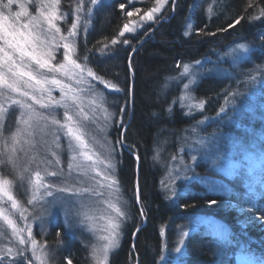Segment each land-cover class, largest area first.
<instances>
[{"label":"trees","instance_id":"trees-1","mask_svg":"<svg viewBox=\"0 0 264 264\" xmlns=\"http://www.w3.org/2000/svg\"><path fill=\"white\" fill-rule=\"evenodd\" d=\"M75 2L61 0V12L68 13L67 22L74 19ZM121 3L125 8L115 4L103 24L97 19L90 31L83 26L76 41L79 63L119 88L117 91L92 79V90L113 97L116 106L107 108L110 119L92 123L87 130L97 144L104 142L114 149L126 212L122 244L110 264H162L166 251L170 257L176 254L180 232L193 231L192 225L201 215L219 218L223 227L191 231L177 264H239L242 258L258 262L264 258V220L260 219L264 217V198L254 196L249 185L259 190L264 184V171L250 175L243 169L229 178L210 169L200 156L201 141L211 139L217 131L213 121L205 123L212 118L211 102H223V107V99L228 101L245 81L236 82L237 91L229 92L216 84L214 77H204L195 88V96L207 106L202 111H187L179 101L182 81L174 79L180 65L204 59L216 61L228 48L242 43L252 48L251 58L259 63L258 58L264 57V17H249L257 14V6L264 7V0H217L209 16L203 14V0H177L175 4L173 0L162 16L165 21L160 23L161 18L145 31L124 37L119 36L123 25L153 7L155 0ZM89 7L93 9L89 0H84L82 21ZM136 8L140 9L138 14L126 16ZM240 17L243 19L235 24ZM186 31L190 34L185 35ZM113 39L118 41L115 45ZM85 55L87 60L83 59ZM234 72L237 76L245 73ZM260 89L264 93V84ZM240 121L242 127L229 128L232 136L243 144L255 140L259 148L264 146V122L252 116L241 117ZM258 132L259 138L253 134ZM157 154L158 159L154 158ZM172 174H176L174 181H170ZM208 178L225 187L207 188ZM169 185L175 189L174 195ZM67 241L62 257L80 264L78 243ZM27 255L33 259L30 251Z\"/></svg>","mask_w":264,"mask_h":264},{"label":"snow or ice","instance_id":"snow-or-ice-1","mask_svg":"<svg viewBox=\"0 0 264 264\" xmlns=\"http://www.w3.org/2000/svg\"><path fill=\"white\" fill-rule=\"evenodd\" d=\"M18 0H0V166H10L13 171L16 172L17 178L23 182L25 179L28 181V185L31 190V198L27 200L28 204H34L39 201L46 200L51 197V200L46 202L50 207H55L58 204L64 210L65 225L68 228L73 226V222L76 217H81L78 221L80 224L85 222L90 223V230L95 229V217L91 214L92 208L90 202L93 197L103 195L100 192L96 184L99 181L95 180V177H89V168L97 175L101 173L95 167L87 165L86 161H92L93 165L98 163H105L107 168L115 170V163L109 160H102L99 153L95 152L92 145L85 139L86 132L81 124V120L89 119L88 113L84 111L82 92L86 91L83 88H74L71 83H66L64 79H58L55 75L51 77L49 74L58 73L61 77L67 78L70 81H75L76 84L87 83L84 77V73H87V77H92L98 80L106 87H110L119 91L117 85L112 84L110 81H105L103 77L98 76L91 68L86 65H82L78 62V59H74L76 54V40L75 37L78 34V26L81 23L80 13L83 11L84 0H76L74 6V21L67 30V35L62 34L61 28L57 25V21H66L68 13L60 11L61 0H24L19 3V10L14 11V5ZM90 5L95 6L101 3V0H89ZM28 4L35 6V13L30 12ZM168 4V0H155L153 7L148 9L142 16L140 21H155L158 13H160L165 5ZM251 6V4L249 5ZM121 9L125 8V4L119 5ZM174 7V5H173ZM257 14L250 16L249 19H260L264 17V7L257 6ZM92 9L89 7L88 14L91 15ZM135 13H139L140 9L136 8L134 11L126 12V16L132 17ZM208 12L212 13V8L209 6ZM26 17L27 21L23 22L22 18ZM238 18L235 24L240 23ZM87 24V21H84ZM132 27L129 23L123 25V30L119 32V36L123 37L125 32H135L136 28L142 27V24L138 21H131ZM234 26V25H230ZM188 29H191L189 24ZM190 31H186L185 35H189ZM71 38V39H69ZM63 41L62 47V62L52 64L54 59L52 45L54 42L57 44ZM118 41L113 39L111 43L115 45ZM123 43L128 44V40H124ZM108 45H104L107 48ZM238 49L248 51V46L240 44ZM103 52V49L100 50ZM87 60V56L83 57ZM35 65V67H34ZM46 70V71H45ZM257 70L261 69L257 66ZM183 75L189 76L188 83L184 84L185 95L182 96L181 102H187L189 109L203 108L204 101H196L195 98L188 91L189 85L195 83V74L191 72L190 65L183 66ZM257 77L255 75L250 77V81L255 83ZM58 87L60 90V97L56 99L52 96V87ZM235 95V94H234ZM91 104H96V100H91ZM40 109H46L47 112L38 111L36 106ZM15 106L19 115L16 120L15 130L12 131L7 137L4 135L5 120L8 116L9 109ZM63 109L62 120L57 118L56 109ZM75 110V116L72 111ZM224 108H221V112ZM106 118L111 117L106 112ZM52 128V136L54 137L53 143L57 149L60 148V136L57 135V131H61L62 134L68 138V149L72 153L70 162L68 163V173L65 174L62 168H60V157L55 151L51 152V155L55 157V163L58 168L57 171H48L45 169V173L48 176L58 177L61 179L60 183H46L44 176L41 175L39 170L32 172L28 177H25V172L29 171V166L26 165L23 170H19L17 163L18 152L23 151L25 155L31 151L34 146L33 137L37 131L42 136L47 132L49 128ZM264 140V137H262ZM203 143V142H201ZM25 145L29 146L27 150ZM207 146V145H205ZM216 146L213 144L212 148ZM212 150L211 148L209 149ZM114 151L109 147V156ZM259 152V158L261 160V168L264 169V146L257 149L255 144L249 148H245L244 158L237 164L233 165L241 169H246L248 173L252 172V168L246 163L251 159V156L255 152ZM158 159V154L156 157ZM36 154L33 153L29 157V165L36 161ZM195 161L196 157H192ZM224 159V153L216 150V161ZM50 164L51 161H48ZM232 163L231 161L229 162ZM73 171L80 173L84 177H88L93 184L91 186H84L85 181L76 178V182L70 183ZM104 179L108 181L106 185L110 189L119 191V181L115 176L104 175ZM79 184V186H77ZM14 181L8 179L2 173H0V201L5 198L11 202V207L16 209L22 218L27 219L24 215L28 209L23 207L20 201H18L13 195ZM103 186V185H101ZM250 190L254 196L264 198V184L257 190L249 185ZM172 194H175V189L169 185ZM44 190L41 194V190ZM139 190L137 187V199H139ZM106 203H108L106 201ZM210 203H215L211 201ZM79 205V208H75V205ZM108 207L111 208L115 216L107 217V224L105 231L107 235L101 237L106 243L96 246H91L90 257L92 264H108L109 256L112 251L119 248L122 219L126 218V213L115 203H108ZM48 212L49 209H43ZM143 213V209H141ZM260 219L264 220V217ZM0 221L11 230V235L15 237L16 244L20 246L29 245L28 247L8 246L7 244H0V264H49V257L52 255L47 250V242L44 244L39 243L32 235L30 225H25L24 228H19L16 222L7 214L5 210L0 207ZM138 231V229H137ZM27 233V239L22 234ZM3 232L0 231V237H3ZM59 235V233H58ZM187 236L188 233H183ZM183 244V240L180 241ZM31 252V259L28 252ZM176 252H180L181 249L177 247ZM163 259V257H161ZM67 264H72L70 259L67 260ZM258 264H264V258L258 261Z\"/></svg>","mask_w":264,"mask_h":264},{"label":"rangeland","instance_id":"rangeland-1","mask_svg":"<svg viewBox=\"0 0 264 264\" xmlns=\"http://www.w3.org/2000/svg\"><path fill=\"white\" fill-rule=\"evenodd\" d=\"M122 0H101V3H98L97 5L93 6L91 15L87 14L85 19L82 21L78 26V34L75 37V40L77 41V37L79 35L80 29L84 26V30L90 31L95 25L96 20H99L98 24H103L108 16L111 13L112 8L115 4H121ZM129 3H134L136 0H128ZM173 0H168V4L165 5L164 9L156 14L157 19L155 21H147L143 22L140 21V16H142L144 13L134 17L131 21H138L142 24V27L136 28L135 32H125L124 36L129 35H136L139 32L145 31L150 25L155 24L159 19L162 18L164 12L166 9L170 6L171 2ZM217 0H203L202 4V11L203 14H207L205 16H209L208 8L211 6L213 9L214 3ZM24 2V0H18V2L14 5V11L19 10V3ZM30 12L35 13L36 9L33 4L27 5ZM61 11V9H60ZM130 11V10H129ZM68 18L66 21L59 20L57 21V25L61 28L62 34L67 35V30L70 27V25L75 22L74 19L71 21H68ZM87 21V24L84 23V21ZM23 22L27 21L26 17L22 18ZM131 21L129 22V26L132 27ZM67 22V23H66ZM123 36V37H124ZM71 39V38H69ZM64 42L60 41L58 44L56 42L52 45V51L54 59H52V64H57L58 62H62V52L64 51L62 44ZM243 44V43H242ZM247 45V44H245ZM238 45L232 46L228 48L224 53L220 54L217 57L216 61L204 59L198 62L194 63H185L180 65L179 67V73L177 75V78L174 80H180L182 81V91L180 94V98L185 95V89L184 84L188 83L189 76L183 75V66L184 65H190L191 66V72L195 74V83L189 85L188 91L191 93V95L195 98V100L198 102V100L195 96V88L198 85V83L206 76L214 77V81L216 84L221 85L222 88L226 89L224 91H237L238 87L236 85V82L245 81L244 86L240 87L237 92L231 93L228 98L229 100L226 101L223 99L224 104L223 107H221L222 103H218L216 101H212L209 106V111L212 113V118L205 121L206 124L209 122H212L216 124L217 131L213 133L211 136V139H203L201 142L200 147V156H202L203 159L209 164L210 169L214 170L216 173L221 174L223 176H227L229 178L234 177L240 170H243L239 167H235L233 165L237 164L244 158V152L243 150L245 148H249L251 145L255 143L257 146V149H260L258 145L256 144L255 140L254 143H252L253 140H249L248 143L243 144L241 140L237 138V136H232L233 134L229 130L232 126H239L242 127L240 118H247L248 116H252L254 118L259 119L260 121L264 122V93H262L260 89V85L264 84V70H257V66H260L261 69H264V57H259V63L255 60H252L251 58V52L252 48L248 46V51H244L243 49H238L237 51H233V49H237ZM74 59H77L76 54L73 57ZM79 62V61H78ZM254 63V64H253ZM228 66V67H227ZM35 67V65H34ZM227 67V68H226ZM244 70V76H237L234 71H242ZM46 71V70H45ZM52 75H55L58 79H64L66 83H71L74 88H83L86 89V91L82 92L81 95L84 97L83 99V107L84 111L88 113L89 119L87 120H81V124L85 129L86 136L85 139L88 140V142L92 145L95 152L99 153L100 158L102 160H109L113 163H115V170L107 168L105 163H98L93 165L92 161H86L85 163L87 165H90L92 167H95L99 170L101 173L100 175H97L95 172L91 171V167L89 168V177L94 176L96 181H99L98 184H96L97 189L103 193L101 196L93 197L90 206L92 208L91 214L95 217V229L90 230V223L85 222L83 224H80L78 221L81 219V217H76L73 226L71 228L66 227L65 225V216H64V210L63 208L58 204L55 207H50V205L46 202L47 200H51V197L46 198V200L36 202L34 204H28L27 200L31 198V190L30 186L28 185L27 179H25L23 182H21L17 176L16 172L11 169L10 166H0V173H2L4 176H6L8 179H11L14 181L13 185V195L15 198L21 202L23 207L27 208L28 211L24 214L27 219H24L21 217L20 213L11 207V202L7 201L5 198L4 200L0 201V207H2L5 210V214L9 215L17 224L19 228H24V226L30 225L32 230V235L35 237V239L41 243L44 244L47 242V250L52 254L49 257V264H67V260L69 258H63V247H65L66 240L72 242L74 239L78 243V247L81 251L80 256V264H92L91 257H90V251L91 246L96 245L100 246L106 241L102 240L101 237L104 235H107V232L105 231V226L107 224V217L109 216H115L114 211L108 207V203H115L117 206H119L123 211V198L121 195V186L118 184L119 191H115L114 189L108 188L106 185L108 184V181L104 179V175H112L117 178V172H116V161L113 156V152L111 153V156H109V145L102 142V143H96L93 141L89 134H88V127L92 123L101 124L106 118V112L107 108L110 110L111 107L116 106V101L113 99V97H110L107 94L104 93H98L94 92L92 90V77H87V73H84V77L87 80V83L82 84H76L75 81H70L67 78L61 77L58 73L49 74L51 77ZM255 75L257 77L255 83H252L250 81V77ZM232 85V86H231ZM231 86V87H230ZM52 87V96L56 99H59L60 97V90L58 87L55 86H49ZM235 94V95H234ZM179 98L180 105L185 108L187 111H202L206 108L207 104L204 102L203 108H192L189 109L187 106V102H181V99ZM91 100H96V104H91ZM38 111L47 112L46 109H40L37 105ZM221 108H224V111L221 112ZM72 111V114L75 116V110ZM249 114H246V113ZM57 118L62 120V114L63 109L57 108L56 109ZM108 114V113H107ZM19 111L18 109L13 106L9 109L8 116L5 120V128H4V135L7 137L12 131L15 130L16 127V120L18 118ZM109 115V114H108ZM110 116V115H109ZM53 129L50 127L45 134H42L37 131L34 137L32 138L34 141V146L31 148V151L28 152V155L26 156L23 151L18 152V159L17 163L19 165V170H23L26 165L29 166V171L25 172V177H28L32 172L39 170L41 172V175L44 176V181L46 183H60L61 179L58 177H52L48 176L45 173V169L48 171H57L58 168L55 163V157L51 155V152L55 151L57 155L60 157V168L63 169L65 174L68 173V163L70 162V157L72 153L68 149V138L65 137L61 131H57V135L60 136V148L57 149L55 147V144L53 143L54 137L52 136ZM256 136H258L260 133H253ZM98 142V141H97ZM215 145V148H212V145ZM207 145V146H205ZM29 146L25 145V149L27 150ZM112 148V147H111ZM212 149L211 151L209 149ZM221 151L224 153V159L216 161V150ZM36 154V161L32 162L29 165V157L32 156V154ZM48 161H51L49 164ZM232 162L231 164L229 162ZM251 168L252 172L249 173L250 175L258 174L264 171V169L261 168V160L259 158V152H255L252 154L251 159L246 162ZM246 170V169H245ZM247 172V170H246ZM248 173V172H247ZM79 177V179L84 180L85 184L84 186H91L93 184V181H91L88 177L82 176L80 173L73 171L72 178L69 180L70 183L76 182V178ZM170 181L176 180V174H172L170 177ZM182 178V177H181ZM180 178V179H181ZM178 182V181H176ZM174 182H171L173 184ZM176 184V183H175ZM222 184V183H221ZM103 185V186H101ZM79 186V184L77 185ZM205 186L211 190H218L219 188L222 189L225 187L224 184L222 186L216 182V180H213L211 178H208L205 180ZM43 189L41 190V194L43 193ZM106 201L108 203H106ZM75 208H79V205H75ZM49 209L48 212H45L43 209ZM126 213V212H125ZM124 219H122V227H121V237H120V246L123 239V222ZM57 225L55 230H53V226ZM217 225L220 228L223 227L222 223L220 222V219L213 216V215H201L198 216L196 219L193 227V231L201 229V227H207V226H213ZM7 231V235L5 232V229ZM0 231L3 232V237H0V244H2V241L5 240L6 244L8 246H20L16 244V239L14 236L11 235V230L7 227L6 224L3 223V221H0ZM192 231V229L186 230L180 232V236L178 239V247L181 249L180 252H176L173 257H170L166 251L165 255L163 256V262L162 264H177L180 262V258L184 255V244L186 237L183 233L187 232L188 234ZM192 231V232H193ZM9 232V233H8ZM191 232V233H192ZM59 233V235H58ZM25 238L27 239V233H22ZM15 240V241H14ZM183 240V244L180 243V241ZM67 241V242H68ZM14 242V244H13ZM72 244V243H71ZM70 246V244H68ZM119 248L115 249L110 253L108 264H110L112 256L114 253H116ZM28 248L30 249V244L28 245ZM31 253V252H30ZM35 260V258L33 257ZM71 260V259H70ZM38 264V262H36ZM73 264V262H72ZM239 264H258V262H255L254 259H247L242 258L239 261Z\"/></svg>","mask_w":264,"mask_h":264},{"label":"bare ground","instance_id":"bare-ground-1","mask_svg":"<svg viewBox=\"0 0 264 264\" xmlns=\"http://www.w3.org/2000/svg\"><path fill=\"white\" fill-rule=\"evenodd\" d=\"M142 43H143V42H142ZM122 146H123V147H126V146H125V143H124V141H123V139H122ZM128 151H129V150H128ZM137 187H138V185H137ZM138 190H139V187H138ZM136 192H137V188H136ZM139 192H140V190H139ZM139 192H138V194H139ZM137 202H138V204H139V199H137ZM144 222H147V221H144ZM144 226H145V225L143 224L142 227H144ZM135 235H136V234H134V237H135ZM121 244H122V243H121ZM63 251H64V247H63Z\"/></svg>","mask_w":264,"mask_h":264},{"label":"water","instance_id":"water-1","mask_svg":"<svg viewBox=\"0 0 264 264\" xmlns=\"http://www.w3.org/2000/svg\"><path fill=\"white\" fill-rule=\"evenodd\" d=\"M174 3H176V0L174 1ZM173 10H175V6L173 7ZM164 21V20H161V22ZM160 22V23H161ZM144 225H146V222H144Z\"/></svg>","mask_w":264,"mask_h":264}]
</instances>
